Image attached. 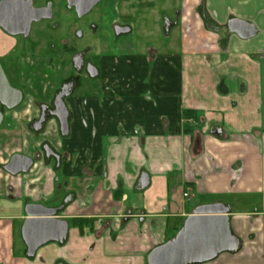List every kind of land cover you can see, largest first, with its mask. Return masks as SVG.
<instances>
[{"label": "crops", "instance_id": "1", "mask_svg": "<svg viewBox=\"0 0 264 264\" xmlns=\"http://www.w3.org/2000/svg\"><path fill=\"white\" fill-rule=\"evenodd\" d=\"M181 2L169 50L148 43L120 52L118 66L103 57L99 93L71 92L67 136L54 124L52 136L20 120L3 126L23 138L7 160L37 154L42 141L62 157L59 168L41 157L27 174H0V264H146L195 208L217 203L241 247L205 264H264V0ZM68 191L56 217L94 221L26 257L25 206L56 208Z\"/></svg>", "mask_w": 264, "mask_h": 264}, {"label": "flooded vegetation", "instance_id": "2", "mask_svg": "<svg viewBox=\"0 0 264 264\" xmlns=\"http://www.w3.org/2000/svg\"><path fill=\"white\" fill-rule=\"evenodd\" d=\"M23 1L27 3L22 8L26 16L30 15L32 8L40 11L44 18L32 21L28 29L18 35H10L0 28V68L8 85L20 91L22 95L20 103L12 109H7L0 102V128H10L13 123L19 121L14 119V113L26 111L27 118L20 119V122L31 134L41 136L48 125L53 123L58 127L60 137L58 119L52 115L55 111V98L60 93H68L69 96L63 99L66 104L71 92L80 86L81 76L89 78V75L94 73V58L101 59L106 56L103 52L111 41L110 35L113 36L112 42H116L121 36L130 34L132 22L126 20L130 17L122 16L124 8L120 4L116 5L115 0H97L90 7L87 6L93 0H70V3L68 0ZM146 3L145 7L150 8L151 2ZM178 12L179 10L172 9L175 17ZM166 20L172 23L171 19L165 18L164 21ZM233 26L235 25H230ZM127 28L129 32L123 33ZM60 62H68V66L64 68L73 74L70 73L59 81L53 78V81L46 83L44 79H49V76L41 70L54 72L56 64ZM44 93L49 95L45 98L29 99V95ZM27 100L30 101L29 104ZM31 107L33 110H30ZM41 119L42 124L39 123ZM45 145L59 156V165L55 157H45ZM29 157L33 159L34 164L42 157V160L50 161L53 166L59 168L62 156L50 143L42 141L38 153ZM3 165L0 164L1 170ZM68 197H71L69 191L62 197L60 204L62 205Z\"/></svg>", "mask_w": 264, "mask_h": 264}, {"label": "water", "instance_id": "3", "mask_svg": "<svg viewBox=\"0 0 264 264\" xmlns=\"http://www.w3.org/2000/svg\"><path fill=\"white\" fill-rule=\"evenodd\" d=\"M97 0L91 1L90 7ZM70 3V0H68ZM23 0L0 1V28L10 34L18 35L28 29L32 21L43 19L40 11L31 8L30 15L26 16L22 8L26 5ZM88 9V8H87ZM211 30H215L209 23ZM171 23L164 21V29L168 32ZM129 29L123 33H128ZM90 78L97 77V70L93 67ZM68 93H60L54 101L55 111L52 113L58 119L59 131L62 137L68 135V109L64 98ZM21 92L11 88L0 68V102L7 109L16 107L21 101ZM2 115L0 114V124ZM43 119L39 123L42 124ZM45 157L53 156L59 165V156L45 145ZM34 166L32 158L13 154L2 170L9 176L27 174ZM148 186V177L142 174L139 180V189ZM71 197L66 198L63 204L56 208H48L41 204H27L24 208L26 218L20 228V238L25 247V255L33 258L37 250L49 243L62 245L67 239L68 221L57 218L64 205ZM240 239L233 233L229 222V208L223 204L200 205L188 215L179 230L166 242L152 248L146 256V264H205L215 260L223 253L235 254L240 250Z\"/></svg>", "mask_w": 264, "mask_h": 264}, {"label": "rangeland", "instance_id": "4", "mask_svg": "<svg viewBox=\"0 0 264 264\" xmlns=\"http://www.w3.org/2000/svg\"><path fill=\"white\" fill-rule=\"evenodd\" d=\"M115 0V4L122 6L124 8V11L122 12V16L124 17H130L126 19L127 21L132 22V31L130 34H125L124 36H121L120 39L116 42H112L113 36L110 35V42L109 45L105 48L103 54H105V57H111V61H115L116 65H119V61L117 60L118 55L120 52H130V53H140L143 51L146 44L152 43L157 45L158 49H161L165 51V49H168L170 47L162 46L164 44V41L169 42L170 40L174 39L175 42L180 40V33L178 29H174L171 27L169 30V33L167 34L164 29V19H171L170 22L175 21V15L172 13V9L179 10L182 5V0ZM146 2H151L150 8L145 7ZM124 3V4H123ZM130 6V7H128ZM122 11V10H121ZM50 52V51H49ZM48 52V53H49ZM116 58V59H115ZM100 58H94L93 63L96 65L97 71L99 72V75L94 78H88L81 76V84L79 87H77L74 90V93L72 96L78 97V96H87L90 94H94L95 90L98 94L100 91V84L103 81V74L102 69L100 65ZM61 63V64H60ZM56 64V69L54 72H49L45 69L41 70L42 73H45L49 76V79H44L46 83L48 81H53V78H55V81H59L64 78L65 76L69 75L70 73L73 74L70 70H65L68 66V62H60ZM67 65V66H66ZM49 94L44 93L41 95H29V99L31 97L36 98H45ZM30 101L27 100V104H29ZM26 104V105H27ZM30 110H33L31 107ZM21 111H18L14 113L13 117L14 119L20 120L27 118L28 115L25 116V112L20 113ZM22 121V120H21ZM9 128V127H7ZM6 127L0 128V164H4L8 158L9 153L18 148V145L20 143V140L23 141V138L21 137V131L18 129V132H16L15 128L13 131L7 132ZM10 129V128H9ZM54 125L53 123H50L45 131L48 132V135L51 136L54 135ZM5 132V133H4ZM27 135V133H25ZM25 135V136H26ZM32 136V135H31ZM30 136L31 141L34 140ZM26 139V138H25ZM34 142V141H33ZM25 144H27V140H25ZM17 147V148H16ZM4 171L0 169V174H3ZM35 174V173H34ZM22 176V175H21ZM35 175H31V179L34 178ZM30 179V177H29ZM28 180V179H27ZM35 186V184L33 185ZM57 197V196H56ZM5 198V197H4ZM6 197L4 201L12 202L11 200L7 199ZM59 198V194L57 199ZM20 201V204L23 202H27L26 199L19 198L17 199ZM200 200L199 198L195 197L190 203V207H193L196 203H198ZM40 204L48 205L44 201H40Z\"/></svg>", "mask_w": 264, "mask_h": 264}, {"label": "trees", "instance_id": "5", "mask_svg": "<svg viewBox=\"0 0 264 264\" xmlns=\"http://www.w3.org/2000/svg\"><path fill=\"white\" fill-rule=\"evenodd\" d=\"M195 116H196V112L194 110H186L183 112V117L185 119H195ZM67 221L70 227L78 228L81 231L84 226L90 225L94 220L84 219V218H73ZM178 229H176L174 233L170 234L167 237L166 241L169 240L178 231Z\"/></svg>", "mask_w": 264, "mask_h": 264}, {"label": "built area", "instance_id": "6", "mask_svg": "<svg viewBox=\"0 0 264 264\" xmlns=\"http://www.w3.org/2000/svg\"><path fill=\"white\" fill-rule=\"evenodd\" d=\"M184 197H187V194H183Z\"/></svg>", "mask_w": 264, "mask_h": 264}]
</instances>
